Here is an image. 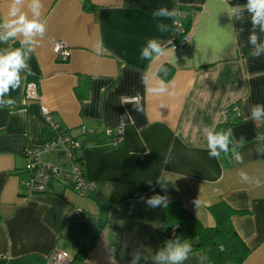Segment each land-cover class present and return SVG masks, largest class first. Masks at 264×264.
<instances>
[{"label":"crops","instance_id":"0c3cea01","mask_svg":"<svg viewBox=\"0 0 264 264\" xmlns=\"http://www.w3.org/2000/svg\"><path fill=\"white\" fill-rule=\"evenodd\" d=\"M89 1L92 9L85 0H41L46 33L36 38L27 61L35 75L22 70L21 87L9 94L15 104L0 108V264H59L49 260L55 250L88 264H130L139 251L138 264H154L152 256L166 242L161 235L164 207L149 208L140 197L157 194L167 195L168 203L181 201L205 227L216 225L210 208L226 203L250 249L242 264H264V154L257 153L264 140L256 139L264 133V122L250 118L251 106L264 104V56H249L247 13L244 22L227 15L229 5L246 0ZM9 4L0 0V20L8 19ZM161 6L175 8L178 16L153 19ZM176 20L186 25L190 41L176 50L165 47L167 56L141 60L148 40L167 41ZM158 22L169 30L161 33ZM230 23L234 33L227 28ZM22 40L0 42V51L22 46ZM60 40L72 49L68 61L54 56L53 44ZM164 65L173 69L169 79L160 74ZM161 79L167 91L153 93ZM30 80L38 83L39 100L25 99ZM137 97L139 112L133 109ZM234 103L242 118L230 128L234 143L245 138L238 151L243 159L233 156L225 167L208 156L203 127L215 130L224 109ZM43 107L86 143L78 154L87 176L98 183L94 193L82 196L55 180L46 192L23 196L30 177L24 149L54 134ZM121 116L124 139L113 146L103 130L120 125ZM83 125L98 135L81 136ZM42 158L56 164L64 160L54 151ZM241 171L249 177L246 183L240 181ZM161 178L168 182L166 192L157 183ZM78 207L87 215L76 217ZM94 237L93 247L78 259ZM177 238L192 245L183 264H212L196 249L197 237Z\"/></svg>","mask_w":264,"mask_h":264},{"label":"clouds","instance_id":"9594fccd","mask_svg":"<svg viewBox=\"0 0 264 264\" xmlns=\"http://www.w3.org/2000/svg\"><path fill=\"white\" fill-rule=\"evenodd\" d=\"M25 0H10L8 6V19L0 20V42L7 43L10 40H15L17 36H22V46L12 50L0 51V108L11 107L15 104V100L9 95L21 87L22 70L27 69L28 76H34L35 73L29 66L27 61L31 59V54L34 51L33 45L37 37H44L46 33V22L40 20L41 9L43 7L41 0H29L28 11H24ZM30 13V14H29ZM250 18L251 30L248 35L247 45L250 46L249 56L252 58H260L264 56V0H246L243 4L229 5L227 15L231 21L244 22ZM178 11L175 8L169 9L161 6L152 12L153 19L158 17L163 19H172L178 16ZM157 29L163 33L169 30V26L163 23L156 24ZM227 28L231 32H235V24L230 23ZM244 31L243 28L240 29ZM235 39V36L233 37ZM59 47V46H58ZM167 50L156 39H149L147 45L140 51L141 60H149L155 56H167ZM153 93H165L167 91L164 80H160L158 86L151 89ZM7 96V99L5 97ZM134 111H141L139 98L137 97L133 104ZM128 115L131 119V115ZM250 118L253 121L264 122V104H254L250 109ZM124 116H121V125L123 126ZM203 132L206 134V149L208 156L214 159H221L222 154L227 156L231 154L235 159L242 161V155L236 150V146L243 147L245 138L241 136L238 141L233 137V130L216 129L213 130L210 126L205 125ZM256 139L264 140V133H257ZM89 146V145H88ZM258 154H264V149L257 148ZM238 176L242 183L249 180L247 173L239 172ZM162 191L167 190L168 182L161 178L157 180ZM149 208L167 207V195H154L145 199L140 197ZM192 252V245L189 241H181L179 238L169 240L164 243L152 260L154 264H183L188 259ZM141 253L136 251L133 253V258L130 264H138Z\"/></svg>","mask_w":264,"mask_h":264},{"label":"built area","instance_id":"2783aa9c","mask_svg":"<svg viewBox=\"0 0 264 264\" xmlns=\"http://www.w3.org/2000/svg\"><path fill=\"white\" fill-rule=\"evenodd\" d=\"M190 39V33L186 25L176 20L173 35L161 45L164 48L170 47L176 50L185 46ZM52 50L58 61H68L71 58L72 49L63 40L56 41ZM40 97L38 83L34 80L28 81L25 99L39 100ZM43 113L47 125L52 128L54 134L42 145L24 149V156L27 161L26 170L29 172L30 177L22 186L21 192L23 196L32 198L44 193L50 183L55 180L69 184L79 195L85 196L94 193L98 183L87 176L84 159L78 154L80 150L86 147V143L80 140L78 136L72 134L70 129L64 128L48 108L43 107ZM241 118L242 112L238 104H231L224 109L222 118L224 122L234 123ZM124 129V125L120 124L105 128L103 133L108 137L111 145L117 146L124 139ZM80 135L89 137L98 135V132L83 125L80 127ZM90 147H97V145ZM51 151L56 152L58 157H64L63 163L56 164L43 160V154ZM74 215L76 217H84L87 213L81 207H78ZM172 234L174 235L175 231ZM49 260L59 264H67L73 260V257L66 251L55 250L50 254Z\"/></svg>","mask_w":264,"mask_h":264},{"label":"trees","instance_id":"16d2710c","mask_svg":"<svg viewBox=\"0 0 264 264\" xmlns=\"http://www.w3.org/2000/svg\"><path fill=\"white\" fill-rule=\"evenodd\" d=\"M85 2L90 9L93 8L94 5L89 0H85ZM172 71L170 65H164L160 74L169 79ZM232 124L222 120L216 129H227ZM239 149L240 147L236 146V150L239 151ZM232 158L231 154L227 156L222 154L221 160L225 167L232 165ZM210 209L216 219V225L205 227L186 210L181 201L168 203L163 212L162 237L165 241L175 240L178 236L197 237L199 242L196 249L202 250L212 264H242L250 254V249L241 239L232 223L234 211L224 202L218 203ZM173 231H175L174 235L172 234ZM94 241L95 237L81 249L78 259L85 257L93 247ZM67 264L78 263L76 259H73Z\"/></svg>","mask_w":264,"mask_h":264},{"label":"water","instance_id":"95a60500","mask_svg":"<svg viewBox=\"0 0 264 264\" xmlns=\"http://www.w3.org/2000/svg\"><path fill=\"white\" fill-rule=\"evenodd\" d=\"M221 248L223 249L224 247L222 246ZM78 264H88V263L83 262V263H78Z\"/></svg>","mask_w":264,"mask_h":264}]
</instances>
